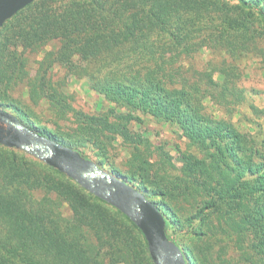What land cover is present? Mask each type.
Segmentation results:
<instances>
[{
    "label": "trees",
    "instance_id": "trees-1",
    "mask_svg": "<svg viewBox=\"0 0 264 264\" xmlns=\"http://www.w3.org/2000/svg\"><path fill=\"white\" fill-rule=\"evenodd\" d=\"M205 48L224 53L228 65L176 64ZM249 56L264 63V0H34L0 27V106L88 158L82 148H96L93 160L165 214L166 235L187 264H264V137L204 104L212 99L231 114L244 99L238 59ZM70 76L87 77L111 105L93 114L74 108ZM15 88L77 125L38 128L32 108L12 99ZM138 114L174 122L203 155L178 151L179 174H166V152L159 163L139 148ZM117 138L130 152L123 169L108 162ZM0 264L154 262L125 214L0 144Z\"/></svg>",
    "mask_w": 264,
    "mask_h": 264
},
{
    "label": "rangeland",
    "instance_id": "rangeland-1",
    "mask_svg": "<svg viewBox=\"0 0 264 264\" xmlns=\"http://www.w3.org/2000/svg\"><path fill=\"white\" fill-rule=\"evenodd\" d=\"M222 52H213L208 49L200 50L194 53L193 57L185 58L183 61H176L177 65H181L184 68H220L228 65L230 58H227ZM260 57H244L238 59L237 69L235 74L237 80L236 85L244 89V99L240 104L230 106L231 114H226L225 105H219L214 103L212 99H205L204 104L206 110L210 112L214 117H230L231 120L237 124L242 131H248L253 134H260L264 137V63H260ZM57 75L63 74L64 71L56 67L54 69ZM214 79L221 81V76L218 71L213 74ZM66 90L72 94V105L78 110H83L87 113L93 114L106 110L111 105L108 103L104 96L93 89L89 88V80L87 77L70 76L67 78ZM12 99L31 107L34 111V115L31 117L35 120V125L42 129H52L55 133L65 132L67 128L77 124L73 121L56 119L52 116L51 111L47 108V105L40 104L34 105L28 98L27 93L13 89L11 92ZM113 105V103H112ZM9 111H12L9 109ZM30 114V113H29ZM141 121L133 125V129L140 134L141 142L139 148L145 150L148 146L150 158L156 159L160 163L162 161L159 152H166L170 159V163H165V173L170 176L179 174V170L182 167V161L179 159L178 151H187L196 154L201 157L203 154L199 148L195 145L189 144L186 137L182 135V130L176 126L172 121H158L149 115L138 114ZM178 148V150H177ZM84 152L89 155L90 158L96 159L95 150L93 146L85 147ZM129 149L121 144V139L113 142L110 147L108 162L118 168L123 169L126 159L130 156ZM160 165V164H157ZM162 166V165H161ZM163 174L162 171L159 172ZM185 240L186 237H185ZM235 264H239L236 258H233Z\"/></svg>",
    "mask_w": 264,
    "mask_h": 264
},
{
    "label": "water",
    "instance_id": "water-1",
    "mask_svg": "<svg viewBox=\"0 0 264 264\" xmlns=\"http://www.w3.org/2000/svg\"><path fill=\"white\" fill-rule=\"evenodd\" d=\"M34 0H0V27ZM0 144L23 150L125 214L142 232L154 264H187L166 235L165 214L135 185L0 106Z\"/></svg>",
    "mask_w": 264,
    "mask_h": 264
}]
</instances>
